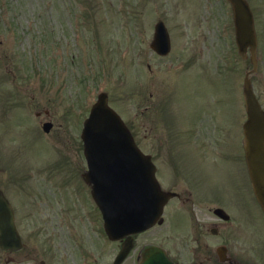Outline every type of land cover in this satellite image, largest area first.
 <instances>
[{
    "label": "rangeland",
    "instance_id": "1",
    "mask_svg": "<svg viewBox=\"0 0 264 264\" xmlns=\"http://www.w3.org/2000/svg\"><path fill=\"white\" fill-rule=\"evenodd\" d=\"M249 3L259 45L253 81L264 105V0ZM157 19L167 22L172 46L166 58L149 49L150 23ZM233 35L225 0H0V187L8 176L5 187L25 244L9 264H37L41 258L46 264H66L57 251L65 257L70 243H108L80 181L85 169L80 131L99 92L105 91L109 105L139 130L142 145L154 141L159 163L164 135L172 139L181 114L187 128L191 123L199 127V139L205 127L214 139L213 130L222 126L229 107L234 110L230 121L239 127L248 66L237 55ZM181 62L186 68L176 72ZM145 107L158 115V136L139 127ZM45 110L53 124L47 135L41 131ZM28 122L37 127L33 161L20 145H27L20 133ZM184 136V151L176 154L185 153V159L176 156L171 169L182 172L198 192L207 182L198 173L197 147ZM29 168H37V215L24 211L17 189ZM163 230L156 229L159 240ZM78 258L72 264H82ZM5 260L0 250V264Z\"/></svg>",
    "mask_w": 264,
    "mask_h": 264
},
{
    "label": "flooded vegetation",
    "instance_id": "2",
    "mask_svg": "<svg viewBox=\"0 0 264 264\" xmlns=\"http://www.w3.org/2000/svg\"><path fill=\"white\" fill-rule=\"evenodd\" d=\"M210 102L212 104L213 101ZM158 104L160 103L155 105ZM146 110L147 135L158 136L156 131L161 127L156 123L158 115L153 109L146 107ZM35 115L37 116V113ZM183 116L181 114V117ZM181 117V126H178L171 140L168 139L169 135L161 134L165 136L166 141L163 161L159 163L157 160L159 154L154 153V141L145 145L146 150L149 148L145 153L151 156L156 166V178L168 199L162 224L135 235L132 243H70L65 257L57 251L61 263L63 258H66V264L75 263L80 254L82 264H111L110 261L123 253L128 246L129 250L125 252L121 264H140L143 248L154 246L160 249L154 256L156 264L159 261L160 264H264V215L250 193L240 128L234 127L230 121L231 113L227 110L222 117L226 118L221 122L222 126L213 130L214 139L210 134L207 136L206 127L199 139V127H192L191 123L187 128L184 123L186 120ZM185 134L197 147L195 155L199 159L198 173L203 181L207 182L206 186L200 185L198 192L189 186V180L182 172L171 169L176 156L185 159V153L176 154L178 151H184L181 147H185ZM23 140L27 141V145L22 144L23 149L32 146V139ZM139 146L143 145L139 143ZM33 153L30 147L31 157ZM32 159L30 161H33ZM8 168L9 164L5 170ZM29 169L24 172L22 181L19 180L17 189L20 197L24 198V211L37 215V168ZM5 178L6 181H2L3 187L0 189L5 197H8L6 187L10 178ZM12 208L17 212L16 205L12 204ZM160 227H164L163 233L160 234L161 240L157 238L156 231ZM90 246H95V249L89 250ZM107 246L111 249L107 250ZM91 256L93 259L90 261ZM147 258L153 259L152 254H148Z\"/></svg>",
    "mask_w": 264,
    "mask_h": 264
},
{
    "label": "water",
    "instance_id": "3",
    "mask_svg": "<svg viewBox=\"0 0 264 264\" xmlns=\"http://www.w3.org/2000/svg\"><path fill=\"white\" fill-rule=\"evenodd\" d=\"M227 1L233 11L239 53L245 57L249 48L255 69L256 40L251 11L244 0ZM161 39L164 41L162 36ZM106 99L105 94L100 95L91 108L81 138L89 168L84 179L92 184V198L102 213L108 238L114 241L151 227L165 199L148 160L135 148H127L133 145L131 137L119 117L107 106ZM244 101L248 114L244 124L246 160L255 197L264 210V112L252 93L248 75L244 80ZM44 130L48 131L49 125L44 126ZM124 147L137 155L140 162L131 163L135 158L127 157ZM0 248L9 252L21 249L12 210L1 192Z\"/></svg>",
    "mask_w": 264,
    "mask_h": 264
}]
</instances>
